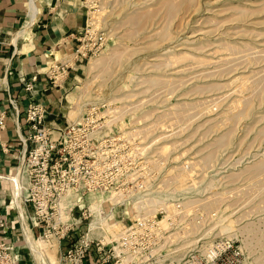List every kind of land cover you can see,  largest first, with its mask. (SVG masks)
<instances>
[{
    "label": "rangeland",
    "instance_id": "obj_1",
    "mask_svg": "<svg viewBox=\"0 0 264 264\" xmlns=\"http://www.w3.org/2000/svg\"><path fill=\"white\" fill-rule=\"evenodd\" d=\"M168 1L84 0L83 68L65 115L113 119L107 129L139 133L154 160L178 161V186L193 178L187 199L216 210L210 226L244 245L247 264H264V167L253 166L264 160V0Z\"/></svg>",
    "mask_w": 264,
    "mask_h": 264
},
{
    "label": "built area",
    "instance_id": "obj_2",
    "mask_svg": "<svg viewBox=\"0 0 264 264\" xmlns=\"http://www.w3.org/2000/svg\"><path fill=\"white\" fill-rule=\"evenodd\" d=\"M80 48L77 54L84 55ZM68 64L50 63L46 74L52 84L65 77ZM35 78L26 81V91L32 92ZM8 100L15 108L13 98ZM45 112L39 101L23 109L26 130L18 133L21 148L14 172L0 173L9 191L0 182V264H34L24 225L32 235L55 238L58 247L69 237L58 264H247L244 245L210 226L216 210L208 214L187 199L193 185L188 172L178 186L172 176L178 161L154 160L152 143L141 142L139 133L108 130L113 119L106 123L101 116L80 115L48 127ZM5 117L0 109V128ZM65 194L70 202L64 211L60 201ZM95 194H104L108 204L124 211L123 225L110 240L86 234L95 216L88 203ZM126 208L131 211L125 213ZM10 221L17 223L28 263L11 239Z\"/></svg>",
    "mask_w": 264,
    "mask_h": 264
},
{
    "label": "crops",
    "instance_id": "obj_3",
    "mask_svg": "<svg viewBox=\"0 0 264 264\" xmlns=\"http://www.w3.org/2000/svg\"><path fill=\"white\" fill-rule=\"evenodd\" d=\"M87 19L84 0H0V109L6 113L0 128V173L14 172L21 148L18 133L26 130L23 109L30 101L45 105V126H62L68 120L65 101L82 73L84 55L77 54V49ZM58 61L69 62L67 74L52 84L46 70ZM32 75H36L31 80L33 90L26 91L24 85ZM8 97L13 98L16 110ZM0 182L9 194L8 182ZM10 224L11 239L28 263L17 223Z\"/></svg>",
    "mask_w": 264,
    "mask_h": 264
},
{
    "label": "bare ground",
    "instance_id": "obj_4",
    "mask_svg": "<svg viewBox=\"0 0 264 264\" xmlns=\"http://www.w3.org/2000/svg\"><path fill=\"white\" fill-rule=\"evenodd\" d=\"M172 0H169L168 1V3L169 4H171V6L174 4H172V2H171ZM176 1V0H175ZM174 1V2H175ZM184 1V0H183ZM166 5V4H165ZM176 5V4H175ZM174 6V5H173ZM172 6V7H173ZM167 7V6H166ZM172 8H169V10H171ZM174 10V9H173ZM143 14V13H142ZM135 15V17L133 18V19H131V20H133V21H135V19L136 18H139V19H141L140 18V16L141 17H143V15H141V14H134ZM140 15V16H139ZM137 16H139V17H137ZM232 16V15H231ZM143 19V18H142ZM136 20H138V19H136ZM238 22V21H237ZM244 22V21H243ZM228 30V29H227ZM222 44V43H221ZM226 44V43H225ZM228 45V44H227ZM235 46V45H234ZM225 47V46H224ZM233 47V46H232ZM248 47V46H247ZM227 48H229L228 46H227ZM231 48V47H230ZM237 48V47H236ZM250 49H251V47H249ZM233 49V48H232ZM255 49V48H254ZM115 51V50H114ZM227 51V50H226ZM245 51V50H244ZM250 51V50H249ZM235 52H237V51H235ZM251 52V51H250ZM238 53V52H237ZM241 53H242V51H241ZM240 53V54H241ZM111 54V53H110ZM181 54V53H180ZM179 54V55H180ZM239 54V53H238ZM246 54H248V52L246 53ZM173 55V54H172ZM182 55V54H181ZM184 55V54H183ZM243 55V54H242ZM177 56V55H176ZM234 56V55H233ZM237 56V55H236ZM241 56V55H240ZM108 57H110V56H108ZM239 57V56H238ZM100 58V57H99ZM231 58H232V56H231ZM181 59H183V58H181ZM108 60L109 59H107V60H105L104 61V59L102 60V59H98V61H95V59H94V64H93V68L95 67V63H97L96 64V66L99 64V66H100V64L102 63L103 64V62H104V64H105V62H107L108 63ZM180 61V60H179ZM206 61V60H205ZM204 61V62H205ZM107 66V65H106ZM91 68V67H90ZM102 69H103V67H101ZM105 68V67H104ZM257 77H259V76H257ZM264 79V78H263ZM153 80V79H152ZM179 80V79H178ZM181 80V79H180ZM262 83V82H261ZM249 86V85H248ZM86 87V86H85ZM256 87V86H255ZM262 87V85L260 84V89H262L261 88ZM257 88V87H256ZM254 90V89H253ZM82 91V93H79V95H78V99L79 98H81L82 97V95H84L85 94V92H84V90H81ZM257 91H258V89H257ZM260 92V91H259ZM253 93V92H252ZM250 94V93H249ZM248 96H250V95H248ZM258 96H259V94H258ZM245 97V96H244ZM233 98H235V97H233ZM232 98V99H233ZM248 98V97H247ZM246 98V99H247ZM240 99V98H239ZM259 99V98H258ZM238 100V99H237ZM243 100V99H242ZM241 100V101H242ZM249 100V99H248ZM252 100V99H251ZM236 101V100H235ZM241 101H239V102H241ZM247 101V100H246ZM235 103V102H234ZM244 103H245V101H244ZM250 103V102H249ZM247 104V103H246ZM81 105V104H80ZM80 105L78 104V106L80 107ZM230 105H232V104H230ZM235 105V104H234ZM237 105H238V103H237ZM74 107V109H75V106H73ZM73 107L71 108V109H69V110H67L68 111V114H69V116L70 117H72V113L75 115V113H74V111H76V110H74L73 111ZM181 107V106H180ZM244 107H246V105H244ZM241 108H242V106H241ZM240 108V109H241ZM80 110V109H79ZM79 110H78V112H79ZM237 110H238V108H237ZM73 111V112H72ZM239 111V110H238ZM243 111H244V109H243ZM242 110H241V112H243ZM245 111L247 112V110L245 109ZM184 112V111H183ZM224 112H227V111H224ZM229 112V111H228ZM227 112V113H228ZM240 112V113H241ZM185 113V112H184ZM67 114V115H68ZM179 114V113H178ZM235 114V113H234ZM233 114V115H234ZM243 114H245V112L243 113ZM180 115H182V114H180ZM75 117V116H74ZM179 117H181V116H179ZM226 117H227V115H226ZM262 117V116H261ZM260 117V118H261ZM77 118V117H76ZM228 118V117H227ZM259 118V119H260ZM235 119V118H234ZM233 119V120H234ZM236 120V119H235ZM258 120V119H257ZM261 129V128H260ZM259 132V131H258ZM258 134V133H257ZM226 136H228V135H226ZM225 136V137H226ZM227 138V137H226ZM164 148V147H163ZM209 155H211V154H208L207 156H209ZM211 157V156H210ZM209 158V157H208ZM263 159V158H262ZM256 160L257 162H254V164H253V166H256L255 168L257 169V168H260V167H264V160ZM252 165V164H251ZM249 166V165H248ZM250 167H252V166H250ZM251 172V171H250ZM258 172V171H257ZM70 195L69 194H65L63 197H62V199H61V201H60V208H61V210H64L65 211V209H66V207L68 206V204H69V202H70ZM89 206H90V208L92 209V211H94V214H95V216H94V218L93 219H91L90 220V228H89V230L87 231V236H92V235H96V236H99L100 238H102L104 241H106V240H110L112 237H116L117 236V234H118V232H119V230L121 229V227H122V225H123V222H122V220H121V217H122V215L124 214V211L123 210H121V209H119V208H113L110 204H108L107 203V201H106V196L104 195V194H95V195H93L92 196V198H91V200L89 201ZM116 210H118L119 211V217L120 218H117L116 217ZM131 210H130V208H126L125 209V213H128V212H130ZM231 230V229H230ZM230 230H229V232H230ZM220 232V231H219ZM23 233V235H24V237H25V239H24V242L26 243V245H27V247H29L30 249H31V252L33 253V256H34V260L36 259V262L37 261H40V263L41 264H58V260H57V257H56V250H57V248H58V242H57V240L55 239V240H53V242L54 243H52V245H50L49 247H44L42 244H41V240L40 239H36L32 234H31V232L27 229V226L26 225H24V231L22 232ZM231 235H233V234H235V231L232 229V231H231V233H230ZM52 238V237H51ZM53 239V238H52Z\"/></svg>",
    "mask_w": 264,
    "mask_h": 264
}]
</instances>
